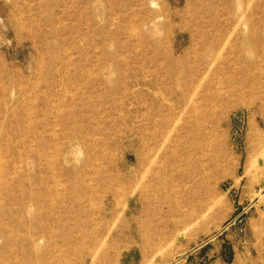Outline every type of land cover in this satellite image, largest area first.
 Listing matches in <instances>:
<instances>
[{
  "label": "rangeland",
  "instance_id": "rangeland-1",
  "mask_svg": "<svg viewBox=\"0 0 264 264\" xmlns=\"http://www.w3.org/2000/svg\"><path fill=\"white\" fill-rule=\"evenodd\" d=\"M213 1L0 0V123L17 131L2 135L30 173L39 167L50 264H264V59L241 56L232 38L202 82L200 23L219 14L220 32L204 30L220 36L229 18ZM166 54L192 79L178 86ZM75 127L82 174L119 177L116 195L77 208ZM196 133L204 152L192 150ZM20 159L0 148V212Z\"/></svg>",
  "mask_w": 264,
  "mask_h": 264
},
{
  "label": "bare ground",
  "instance_id": "bare-ground-1",
  "mask_svg": "<svg viewBox=\"0 0 264 264\" xmlns=\"http://www.w3.org/2000/svg\"><path fill=\"white\" fill-rule=\"evenodd\" d=\"M188 1L192 2V0ZM211 2V6L215 4L213 0H211ZM224 3L226 6V13L229 16L227 24L224 25L226 29L224 34L218 36V34L215 33L216 35L212 36L210 32H205L204 30L205 28H212L215 32H220L218 28L222 23L219 19L218 13L217 19L214 16V21L205 22L203 19L199 26L200 31L198 30V36L200 38L199 41H201L200 49L203 52L201 64L207 65L202 82L211 75L213 66L219 59L218 56L220 55L217 57H215V55L219 50L227 47L228 44L232 42L230 40L232 38H234L233 40L235 42L233 49L241 56L243 55L244 57L245 55L251 59L254 55L253 57H255L256 61H260L261 59L263 61L264 59V57L260 55L261 53H264V9L260 8L262 6L257 5L256 0H225ZM242 5L246 7L244 12H241ZM205 14L211 15L212 10H199L194 13V15L200 16L201 18H205ZM225 37L227 38L225 39ZM166 59L171 64L181 68L177 79L178 86H181L179 81L182 78L188 80L192 79L193 75L191 74L190 67L186 66L188 64L174 62L167 54ZM1 83L2 82L0 81V84ZM244 83L245 80L239 83L237 74L233 73L231 84L244 85ZM232 88L233 91H237L235 86ZM117 89H122V87L120 88L119 86ZM20 129L18 128V131ZM5 131L8 133L17 132L16 128L14 129L10 125L0 123V148H6L9 156L21 159L19 161V170H17L15 165H10L6 170V177L8 178V181L5 184L6 197L1 203V205L4 206L3 212H0V264H50V259H48V257L51 255L52 258V252L49 253V256L46 253H42L40 245V242L43 240L42 236L39 234L43 203L41 199L42 192L39 190L43 184L42 182H38L35 178L39 172V167L35 162L36 165L33 166L30 173V170L27 168V160L29 158H22L16 150H12L11 147L14 144V140H11L12 138H10V136H3L2 134ZM79 134V128L75 127L71 135V143L68 153V177L70 179L71 204L74 208H77L79 205H82L83 202L92 199V197H94V195L100 190H104V192H100L104 194L103 196L101 195L100 201H103L108 195H116V185L119 183V177L102 174L98 168H94L92 174H82V169L83 167H87L89 158L83 157L82 159L84 153L81 148L85 150L86 143ZM91 136H95L94 131ZM195 140V145L192 150L195 153L204 152L205 147L200 143V136L197 133L195 134ZM94 145L93 147H95V149L100 147L98 143H95ZM25 146L27 147V145ZM37 157H40V155L37 154L33 159L37 161ZM9 163L11 164V160ZM134 192H136V190ZM73 244L76 245L77 242H73Z\"/></svg>",
  "mask_w": 264,
  "mask_h": 264
}]
</instances>
